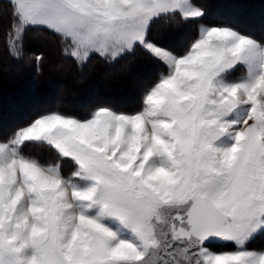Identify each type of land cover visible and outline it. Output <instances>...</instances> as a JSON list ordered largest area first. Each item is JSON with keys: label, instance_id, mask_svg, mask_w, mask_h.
<instances>
[{"label": "snow or ice", "instance_id": "obj_1", "mask_svg": "<svg viewBox=\"0 0 264 264\" xmlns=\"http://www.w3.org/2000/svg\"><path fill=\"white\" fill-rule=\"evenodd\" d=\"M6 2L13 59L47 29L79 67L139 48L157 72L134 110L40 111L0 137V264H264V42L197 0ZM161 17L193 25L181 46L151 38Z\"/></svg>", "mask_w": 264, "mask_h": 264}, {"label": "trees", "instance_id": "obj_2", "mask_svg": "<svg viewBox=\"0 0 264 264\" xmlns=\"http://www.w3.org/2000/svg\"><path fill=\"white\" fill-rule=\"evenodd\" d=\"M218 1L222 2L223 0ZM213 2V0H207V2L197 0L199 6L205 11V22L231 23L238 30L256 38L263 34L264 0H230L229 2L226 1L221 3L220 6H217ZM231 3L236 9H232L230 7ZM0 10H2L0 13H3V19L6 25L8 20L7 14L9 10L6 0H0ZM177 20L178 18L172 17H161L160 19L155 20L150 29L151 38L165 47L176 48L181 46L185 42V37L190 33L193 25L179 24L177 23ZM181 34L186 35L183 41H179L177 39ZM24 39V56L22 59H13L7 54V52L0 51V115L3 114L6 104H8V106H23L22 104L15 105V103L18 102V100H23L25 102L32 101L29 97L30 93L24 92V89L26 86H28V84L33 82V79L30 75L31 71L37 77L44 70L42 68V62L39 65L33 59L34 56H38L39 54L41 55L42 59L44 58V52L37 53V50L34 49L39 45L40 47L44 46L46 51L49 50V47H55L57 54L56 56H60L64 64H62L61 71L63 76L68 74L69 71L77 73L79 78L77 81H72L71 77L66 78L71 84L72 92L77 91V94H71L69 97L67 95V100H75L77 103L82 102L84 99V96H82V89H89L90 86L94 85L97 81L103 82V85L99 86L98 90V96L100 97L99 99L102 100L90 102L80 108L77 106L72 109H66L65 107H61V105H49L46 107L41 105V108H36L34 110V114L57 107L64 113L83 116L85 112L94 104H107L113 108L124 111L134 110L136 107L140 106L143 85L154 79L157 72L156 63L147 57L139 48L135 52L122 56L115 63H108L101 57L94 55L90 59L88 65H85V68H83L77 66L71 57H67L62 54L63 46L60 43L59 37L49 32L47 29H29V31L25 34ZM48 55L50 57V55H53V53L50 52ZM6 57L8 58L7 61L9 63L20 65V67L12 70V81L4 78L6 71L3 70V64H5L4 58ZM49 57L47 56V60ZM28 59H33L32 69H30L31 67L29 66H24L23 62L27 61ZM35 70H37L38 73ZM105 74H108L107 78L105 77ZM136 75L138 76L137 79L142 77L143 81L138 89H136V86H134L135 84H130V81L132 82V78ZM40 82L36 84L33 83L31 88L32 90H37L38 93L35 92V94H37L41 100L40 95H43V92L47 93L49 91V87L46 86L45 81L40 80ZM120 85L121 87H119ZM133 91H135L134 95L132 93ZM124 95L129 97L127 105H121V103H119V97ZM44 96L45 95L42 97ZM45 98L47 97L45 96ZM34 114L27 113L24 118L22 117L19 121L14 122L13 125L6 127H4V118H1L0 126H3L4 129L0 130V137L10 134V132L15 127L19 126L27 119H30Z\"/></svg>", "mask_w": 264, "mask_h": 264}, {"label": "rangeland", "instance_id": "obj_3", "mask_svg": "<svg viewBox=\"0 0 264 264\" xmlns=\"http://www.w3.org/2000/svg\"><path fill=\"white\" fill-rule=\"evenodd\" d=\"M200 1L207 2V0H200ZM213 1H214L213 3H215L217 6H220L221 3L226 2V1L229 2L230 0H223L222 2L218 1V0H213ZM230 7L232 9H236V8H234V5H232V3L230 5ZM0 12H2V10H0ZM185 36H186L185 34L184 35L181 34L178 36L177 39L179 41H183ZM254 38H256V37H254ZM256 39L258 41L264 42V32H263V34H261V36H259ZM24 41H25V39H24ZM34 49L37 50V53L44 52V54H45L44 58L42 60H40L39 62H36L39 65L42 62V68L44 70L37 77L35 76V74L32 71L30 72V75H32L31 77L33 79V82L30 83L31 85L28 84V86L30 85L29 87L26 86V88L24 89V92L30 93L29 97L32 101L25 102L23 100H21V101L18 100V102L15 103V105L22 104L23 106H8V104H6L3 114L0 115V119L4 118V121H5L4 127L13 125L14 122L19 121L22 117L24 118V116L27 113L34 114V110L36 108H41V105H43V107H46L49 105H61V107H65L66 109H72V108H75L77 106H79V108H80V107H82V106H84L90 102L102 100V99H99L100 97L98 96L99 86L103 85V82H101V81L100 82L97 81L94 85L90 86L89 89H87V88H85V90L82 89V92H83L82 96H84V99L82 102L77 103V102H75V100H70V99L67 100L66 99L67 95L69 97V95H71V94L72 95L77 94V91L72 92L71 84L68 82V79H66V78L71 77L72 81L73 80L77 81V80H79L77 73L69 71L68 74H65V76H63L61 74L63 61H62L60 56L59 57L56 56L57 54H56L55 47H51V48L49 47V50L46 51V48L44 46L40 47V45H39L38 47L36 46ZM50 52H52L53 55H50V57H49L48 53L50 54ZM38 56H41V55L39 54ZM47 56L49 57L48 60H47ZM90 59L87 61V63H85L82 66L83 68H85L84 67L85 65H88V63L90 62ZM7 60H8L7 57L4 58L5 64H3V70L6 71L4 78L12 81L13 80L12 76H11V74L13 72L12 70L20 67V65L15 64V63H9ZM28 62H29V64H28ZM23 63H24L25 67L29 66V67H31L30 69L33 68V59H30V60L28 59L27 61H25ZM35 71L38 73L39 69H38V71L37 70H35ZM105 75H106L105 77L107 78L108 74H105ZM81 76H82V74H81ZM143 77H145V76H143ZM137 78H138L137 75L132 78V82H135L134 86H136V89H138L140 87V85L143 83L142 77L141 78L139 77V79H137ZM40 80L45 81L46 86L49 87L48 88L49 91L47 93L43 92V95H45L47 98H45V96L42 97L43 95L41 94L40 95L41 100H40L39 96H37V94H35V92L38 93L37 90L36 89L32 90V88H31L33 83L34 84L39 83ZM119 87H121V85ZM82 92H80V93H82ZM42 98H45V99H42ZM119 98H120L119 103H121V105H127L128 100H129L128 99L129 97H127V95H124V96L119 97ZM42 100H44V101H42ZM138 107H136V108H138ZM49 110H59L60 112H62L57 107H54V108L49 109ZM62 113H64V112H62ZM4 127L0 126V130H3ZM30 148H31L32 154L41 155L45 158H50V156H51V154L46 149L35 148L32 146H30ZM27 151H29V150L26 149V152ZM71 167H72L71 161H69V160L64 161L65 173L70 172ZM208 247H210L212 250L221 251V250H226V248L228 246L225 245L223 242L213 240V241L208 242ZM248 247H249V249L264 248V233H261V234L255 236L251 240V242L248 244Z\"/></svg>", "mask_w": 264, "mask_h": 264}, {"label": "bare ground", "instance_id": "obj_4", "mask_svg": "<svg viewBox=\"0 0 264 264\" xmlns=\"http://www.w3.org/2000/svg\"><path fill=\"white\" fill-rule=\"evenodd\" d=\"M31 76H32V75H31ZM130 84H135V82H131V81H130ZM126 90H127V89H126ZM99 92H101V91H99ZM132 93H133V95H134V94H135V91H133ZM127 95H128V94H127Z\"/></svg>", "mask_w": 264, "mask_h": 264}]
</instances>
